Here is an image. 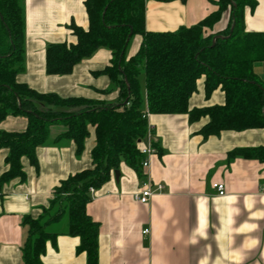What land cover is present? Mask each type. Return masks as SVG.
Here are the masks:
<instances>
[{
    "label": "crops",
    "instance_id": "0c3cea01",
    "mask_svg": "<svg viewBox=\"0 0 264 264\" xmlns=\"http://www.w3.org/2000/svg\"><path fill=\"white\" fill-rule=\"evenodd\" d=\"M84 1L23 0L24 61L16 80L39 94L115 104L117 87L98 74L111 59L107 50H98L75 65L69 75L45 73L46 47L74 43L68 29L71 23L87 28ZM216 1L145 0V31L166 33L194 26L218 10ZM254 2L253 9L244 8L243 31L264 33V0ZM228 18L226 11L213 32L224 31ZM139 43V37L131 40L128 56ZM256 71L262 75L260 66ZM204 80L197 81L189 109L223 105L220 88L205 98ZM139 83L141 110L146 112L143 75ZM207 122V117L189 124L186 115L149 114L147 124L158 152L143 174L153 184L163 185V190L147 204L134 201L132 195L141 179L124 164L117 170V178L112 171L109 180L94 189L86 214L98 224V264H264V163L239 157L227 160L234 149L264 146V131H224L203 139L197 133ZM57 126L61 129L52 133ZM61 126H50L47 145L36 149L38 172L23 157L24 178L0 185V264H23L21 250L27 235L23 219L43 217L59 183L91 168L93 127L88 128L82 153L76 155L72 141L55 140L64 130ZM26 128L23 116L0 121V132L19 133ZM7 154L8 150H0V178L8 171ZM213 183L224 186V196H217ZM144 229L148 234H142ZM78 245L77 237L57 236L46 243L41 264H86L85 254L76 252Z\"/></svg>",
    "mask_w": 264,
    "mask_h": 264
},
{
    "label": "trees",
    "instance_id": "16d2710c",
    "mask_svg": "<svg viewBox=\"0 0 264 264\" xmlns=\"http://www.w3.org/2000/svg\"><path fill=\"white\" fill-rule=\"evenodd\" d=\"M144 2L85 0L87 28L71 23L68 29L74 43L46 47L45 73L49 76L69 75L75 65L90 59L98 50L109 51V64L98 74L107 76L117 87L118 100L105 104L39 94L18 83L16 77L24 61L23 0H0V121L7 116L27 120L23 132H0V150H8V171L1 176L0 185L24 178L20 164L23 157L38 172L36 149L47 145L50 126H63L55 140L72 141L76 155L83 151L89 127H93L95 137L91 168L59 183L51 208L43 217L23 219L27 228L21 250L23 264H41L46 243L54 242L59 235L77 237L76 252L85 254L86 264H98V224L86 214L91 200L89 188L99 189L121 164L135 171L140 179L143 177L138 148L147 133V119L141 110V75L146 112L186 115L189 124L207 117L208 122L197 133L203 139L224 131H264V33H245L242 24L244 8L253 9L254 0H217L218 10L198 24L166 33L145 31ZM226 11V29L214 33L213 26ZM134 37H139L140 43L136 52L128 56ZM258 66L261 76L256 71ZM201 77L205 78V98L220 88L223 105L189 109L188 101ZM152 146L158 152L156 143ZM237 157L264 163V146L234 149L227 160Z\"/></svg>",
    "mask_w": 264,
    "mask_h": 264
},
{
    "label": "built area",
    "instance_id": "2783aa9c",
    "mask_svg": "<svg viewBox=\"0 0 264 264\" xmlns=\"http://www.w3.org/2000/svg\"><path fill=\"white\" fill-rule=\"evenodd\" d=\"M149 113L145 112L146 119L148 118ZM152 128L147 124V133L145 138L143 139L142 143L140 144L138 150L141 155L140 161V170L142 172V179L140 188L133 193L132 197L134 201L140 204H147L151 197L156 194L160 193L163 190V185L161 184H153L144 174L143 171L149 167L150 158L156 154V150L153 148V140H152ZM212 189L216 192L217 196H224V186L220 183H213L211 185ZM89 194L92 197L94 195V189L89 188ZM143 235L148 234V230L144 229L142 232Z\"/></svg>",
    "mask_w": 264,
    "mask_h": 264
},
{
    "label": "rangeland",
    "instance_id": "374dc122",
    "mask_svg": "<svg viewBox=\"0 0 264 264\" xmlns=\"http://www.w3.org/2000/svg\"><path fill=\"white\" fill-rule=\"evenodd\" d=\"M61 127H62V126H61ZM59 129H61L60 126L54 127V129L52 130V133L57 132Z\"/></svg>",
    "mask_w": 264,
    "mask_h": 264
},
{
    "label": "water",
    "instance_id": "95a60500",
    "mask_svg": "<svg viewBox=\"0 0 264 264\" xmlns=\"http://www.w3.org/2000/svg\"><path fill=\"white\" fill-rule=\"evenodd\" d=\"M231 29H232V28H231ZM115 175H116V178H117V177H118V172H117V171L115 172Z\"/></svg>",
    "mask_w": 264,
    "mask_h": 264
}]
</instances>
